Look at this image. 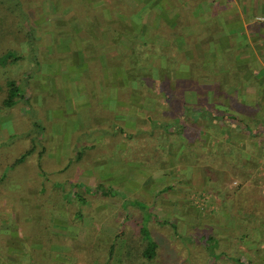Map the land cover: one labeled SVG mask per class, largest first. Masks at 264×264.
I'll return each instance as SVG.
<instances>
[{
	"label": "rangeland",
	"instance_id": "374dc122",
	"mask_svg": "<svg viewBox=\"0 0 264 264\" xmlns=\"http://www.w3.org/2000/svg\"><path fill=\"white\" fill-rule=\"evenodd\" d=\"M52 1L0 0V126L4 127L0 128V264H106L113 244L112 264H239L237 257L247 264L246 254L252 250L256 252L254 264H264L260 249L235 245L233 226L237 229L238 225L232 202L245 190L262 196L264 184L255 189L252 181L237 175L245 150L233 147L235 136L230 132L215 129L218 135H214L207 116L184 119L185 128H190L182 134L186 140L190 136L185 154L179 162L167 163L168 159L159 157V148L134 145L142 142L139 136L128 138L133 146L127 142V149L119 135L111 138L107 126L117 118L116 112L97 86L82 92L89 86L65 84L62 101L55 98L53 104L52 97L41 105L31 100L27 106L25 100L21 103L27 106L25 118L18 116L17 96L15 110L6 113L14 86L20 88L26 77H39L42 66L47 67L44 75L59 73L48 67L56 62L57 52L55 44L47 46V36L55 40L57 31L73 28L74 22L47 19L56 8ZM48 52L51 59L46 58L51 56ZM159 69L140 65L128 80L135 88L146 71H153L155 80L163 71ZM66 72L64 79L76 75L74 70ZM12 80L17 85L9 84ZM30 87L37 92L36 85ZM216 103L209 102L215 108ZM38 108L47 118V136L55 134L53 128L62 129L58 140L64 148L53 150V156L48 149L41 159L32 154L15 164L30 146L27 137L40 145V128H26ZM256 118L264 126V116L259 123ZM12 122L16 127L6 128ZM242 135L238 133L236 139ZM92 143L94 148H90ZM41 172L39 181L35 175ZM26 174L31 175L29 181ZM93 176L104 181L96 182ZM95 184L106 189L98 192V186L92 188ZM38 185L44 188L40 194L34 191ZM262 211L261 205V216ZM143 224L149 239L158 245L153 261L142 254L145 244L139 225ZM119 230L124 231L126 241L129 237L128 242L114 238Z\"/></svg>",
	"mask_w": 264,
	"mask_h": 264
},
{
	"label": "crops",
	"instance_id": "0c3cea01",
	"mask_svg": "<svg viewBox=\"0 0 264 264\" xmlns=\"http://www.w3.org/2000/svg\"><path fill=\"white\" fill-rule=\"evenodd\" d=\"M70 1L72 6H67ZM53 2L56 8H52L51 14L48 8L47 19L72 20L74 25L71 29L57 31L55 40L52 35L47 36V46L55 44L57 52L56 62L48 67H54L59 73L44 75L43 70L47 67L39 65L42 66L39 77H26L21 85L18 84L21 86L18 88L21 95L19 117L27 116L26 109L31 100L34 105H41L50 97L54 99L52 104L55 98L62 101L65 84L89 86L82 92H90L97 86L100 95L113 102L110 109L116 112L114 117L117 118L107 126L111 138H118L127 149L129 143L133 146V141L129 142L128 138L139 136L142 142L137 140L134 145L168 150L163 156L170 163L179 162L185 154L190 136L186 140L182 134L190 128H185L184 119L191 118L192 107L196 109L195 115L206 117L209 102L214 98L218 114L236 116L249 126L254 125L248 128L249 131L219 128V132L233 134V147L245 149L247 159H255L257 149L261 148L257 141L246 135L239 141L236 137H239L238 133H264V126L253 120L257 117L259 123L264 116V0H54L50 3ZM63 54L69 59L62 57ZM46 58L51 59L52 55ZM144 64L163 71L155 80V73L146 71L145 79L133 88L129 75L134 74V68ZM193 67L197 68L196 72L195 69L192 72ZM66 69L74 70L76 75L64 79ZM9 84L17 85L14 80ZM30 85H36L37 92ZM25 100H28L27 106L21 104ZM16 106L17 100L7 106L6 113L10 115ZM38 110L26 128H40V145H36L39 150L32 138L27 137L30 146L21 157L37 154L41 159L48 149L53 156V150L64 148L58 140L62 129L53 128L52 134H55L47 136L45 112ZM15 127L12 122L6 128ZM130 133L131 137L128 136ZM244 137L248 139L246 142ZM90 148H94V143ZM163 156L159 155L160 158ZM240 156L244 157L243 154ZM21 157L15 164L25 159L19 162ZM259 163L264 166V152ZM36 176L40 181L42 172ZM25 178L29 181L31 175L26 174ZM93 178L96 182L104 181L99 176ZM255 178L264 181V169L249 181ZM95 185L93 189L103 187ZM43 189L38 185L34 191L40 194ZM240 193L241 196L238 194V199L232 201L237 215L234 214L233 220L238 225L237 229L233 226L234 243L264 253V190L262 196L254 195L251 190ZM261 205L262 216L258 212ZM252 251L246 254L247 264H254L256 259V252ZM154 258L155 255L152 261ZM237 260L243 261L239 257ZM211 264L218 263L212 261Z\"/></svg>",
	"mask_w": 264,
	"mask_h": 264
},
{
	"label": "trees",
	"instance_id": "16d2710c",
	"mask_svg": "<svg viewBox=\"0 0 264 264\" xmlns=\"http://www.w3.org/2000/svg\"><path fill=\"white\" fill-rule=\"evenodd\" d=\"M17 96L21 97V95L19 94L18 88H16L14 86V88L11 89V91H10V95L8 98L7 105L13 104L15 102ZM212 102L216 103V100L213 98ZM213 107L214 106L209 104L207 117H208V128L213 127V134L214 135H218L217 131L219 130V128H222L223 126H231L233 128H244L245 131H249L248 128H250V126L245 120L238 118L236 116H228V115L219 116V114L215 110V107L214 108ZM191 110H192V119L194 120L197 117V115H194L195 112H194L193 107ZM215 129H218V130H215ZM177 132H179V131H177ZM245 135L247 137L249 136L248 139L250 138L251 140L257 141V143L261 146V148L257 149V155H256L257 158L255 157V159H253V158L249 157L247 159V157L245 156L244 160L241 163L239 162L240 164H238L236 167V171H238L237 175L239 177L244 178V180L247 181V180H251L252 176H254L256 173H258L262 169H264V166H262V164L259 163V158L262 157V154L264 152V148H262V146L264 144V133H263V131H258L256 133H252V132L247 133L246 132ZM247 140L244 139L245 142ZM245 152H246V150H245ZM160 153H161V156L165 155V150L160 149ZM25 157L26 156L21 157L19 162L22 161ZM252 183L254 185H256V187H260V186H262V184H264V181L261 180L260 178H255L254 180H252ZM99 189H101V188L100 187L97 188L98 192H99ZM132 207L134 208L135 206H132ZM123 232H122V230H119V232H116L117 234L114 235V238L115 239H124L126 241V239L124 238L125 235H123ZM139 233H140L139 237H141L140 239H142L141 242L142 243L144 242V244H145V248L142 250V254H143V256L149 255V258L152 260V258L154 257L155 251L158 248V245L154 241H151V239H149L150 233L148 231V228L145 226V224H143L142 228L139 225ZM128 241H129V237L127 238L126 242H128ZM111 249H112L111 250V257L106 264H112V259H113L112 254L114 252V244L112 245Z\"/></svg>",
	"mask_w": 264,
	"mask_h": 264
}]
</instances>
